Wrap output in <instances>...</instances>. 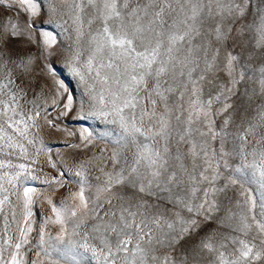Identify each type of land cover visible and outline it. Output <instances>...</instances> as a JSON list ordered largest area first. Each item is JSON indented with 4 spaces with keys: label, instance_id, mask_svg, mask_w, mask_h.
<instances>
[{
    "label": "snow or ice",
    "instance_id": "obj_1",
    "mask_svg": "<svg viewBox=\"0 0 264 264\" xmlns=\"http://www.w3.org/2000/svg\"><path fill=\"white\" fill-rule=\"evenodd\" d=\"M0 7L16 13L0 21V149L39 156L29 130L42 114L51 127L50 109L103 126L65 140L78 155L57 176L0 162L16 169L0 173V264H26L29 245L31 264H264V0ZM65 172L77 190L54 202ZM36 179L47 188L25 186Z\"/></svg>",
    "mask_w": 264,
    "mask_h": 264
},
{
    "label": "rangeland",
    "instance_id": "obj_2",
    "mask_svg": "<svg viewBox=\"0 0 264 264\" xmlns=\"http://www.w3.org/2000/svg\"><path fill=\"white\" fill-rule=\"evenodd\" d=\"M5 15L15 17V11L12 12H5L3 7H0V21H3ZM55 70L57 77L62 80L65 85V89L68 94L72 95L74 98V104L78 107L80 98L83 93V88L79 83L78 78L74 77L70 71L63 66L62 63L56 62L55 63ZM28 107H31L30 105ZM50 111V116L48 119L52 120V126L48 127L45 123V119L42 117L37 121L39 125L42 127L33 132L31 129L29 130L30 138L35 135L42 141V144L38 145L42 151L40 152L39 156H36V147L31 145H27L26 142L21 140L22 143L25 144V147L28 150V156L22 157L20 154V150L17 147L15 152L12 155H7L6 153L12 152L11 149H0V162L2 163H11L15 164H24L27 168L32 169V174L38 178H42L45 175L47 177H54L59 175L60 168H67L72 164L73 157L78 155L75 150L70 149L65 144V140L69 141H77L80 134V129L87 128L89 131L93 132L94 134L99 133L102 130V125H99L98 121L91 120V119H80L77 115L75 108L69 112L67 115L58 116V112L60 108H57L55 111ZM59 129V130H57ZM10 131V130H9ZM68 133H73L74 135H68ZM17 139H20L17 137ZM98 146H103L99 141H97ZM57 154H60L63 160L57 159ZM52 158L53 163L57 165V169H52L49 167L47 160L48 157ZM35 157L37 162L32 164V158ZM16 169L14 168H0V173L3 172H14ZM95 174V170H93ZM66 182V187L63 189H59L57 194L52 197L54 202H58L62 195H66L68 190L76 191L77 185L75 183H71L70 181H74L75 177L69 176L67 172H65V176L63 177ZM25 186L35 187L38 190H44L47 188V185L41 184L39 179L36 180H29ZM3 194L0 193V196ZM15 197H11V200L14 202ZM33 212L35 214L34 220V227L38 228L39 223L43 217H46L50 214V207L47 203L44 202V197L41 196L36 204L33 206ZM18 218H19V209H17ZM2 228V225H0ZM53 234L55 231L53 230ZM35 233L32 234V237H35ZM13 240L16 238L15 232L12 233ZM0 244H2V234H0ZM29 246H25L22 250L25 254L26 264H31V260L35 258L36 249L32 248L29 251ZM256 264H262L261 261H257Z\"/></svg>",
    "mask_w": 264,
    "mask_h": 264
}]
</instances>
